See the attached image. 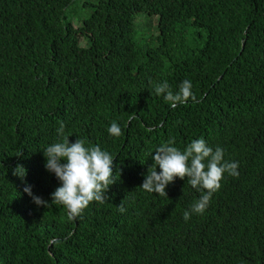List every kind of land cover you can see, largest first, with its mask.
Wrapping results in <instances>:
<instances>
[{"label":"trees","instance_id":"trees-1","mask_svg":"<svg viewBox=\"0 0 264 264\" xmlns=\"http://www.w3.org/2000/svg\"><path fill=\"white\" fill-rule=\"evenodd\" d=\"M77 1L0 0V264H264V0H90L72 22ZM140 14L156 19L148 38ZM186 79L195 102L155 93ZM61 123L116 165L105 202L74 220L45 169ZM170 138L181 150L203 138L239 165L188 221L204 190L139 188Z\"/></svg>","mask_w":264,"mask_h":264},{"label":"clouds","instance_id":"clouds-1","mask_svg":"<svg viewBox=\"0 0 264 264\" xmlns=\"http://www.w3.org/2000/svg\"><path fill=\"white\" fill-rule=\"evenodd\" d=\"M154 90L157 95H164L172 107L187 103L189 100L196 101V96L192 92V82L187 79L181 82L175 93L167 81L156 85ZM108 132L114 137L122 135V129L115 121L111 123ZM57 134L60 139L43 151L45 169L61 182L51 194V203L64 206L68 218L74 220L80 217L92 202H105L108 198L106 193L116 182L114 176L116 165L114 157L98 145H88L80 138L70 143V136L65 135L63 123L57 129ZM174 145L175 140L170 138L156 149L152 155L154 164L148 169L139 188L167 197L166 188L179 178L187 179V183L193 189L204 190L190 209L183 213V219L188 221L192 214H204L210 205L212 195L222 187L221 182L225 174L238 176L239 165L238 162L225 160L224 150L219 146L213 149L203 138L191 141L183 150ZM13 175L23 179L26 176V169L17 165ZM24 192L31 197L36 206L48 207V201L33 195L31 186H26ZM118 210L121 213L125 211L122 202Z\"/></svg>","mask_w":264,"mask_h":264},{"label":"rangeland","instance_id":"rangeland-1","mask_svg":"<svg viewBox=\"0 0 264 264\" xmlns=\"http://www.w3.org/2000/svg\"><path fill=\"white\" fill-rule=\"evenodd\" d=\"M90 0H79L76 2V4H74L70 9H68L66 11V18L69 19L72 22H78V19H84L86 18L89 14H90V10L83 8L82 5L83 3H87ZM138 20V22L141 23H145V25H139V28L142 32V34L144 35L143 38H148L151 34V32H153V29L157 26V22L156 19L153 20L152 18L150 19V17H147L144 14H140L136 17V21Z\"/></svg>","mask_w":264,"mask_h":264}]
</instances>
